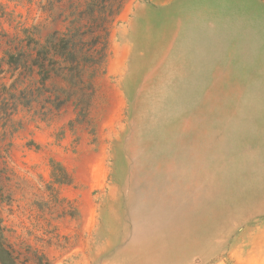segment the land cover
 I'll list each match as a JSON object with an SVG mask.
<instances>
[{"label":"rangeland","instance_id":"rangeland-1","mask_svg":"<svg viewBox=\"0 0 264 264\" xmlns=\"http://www.w3.org/2000/svg\"><path fill=\"white\" fill-rule=\"evenodd\" d=\"M0 264H264V0H0Z\"/></svg>","mask_w":264,"mask_h":264}]
</instances>
